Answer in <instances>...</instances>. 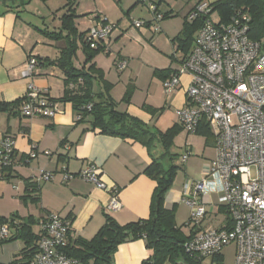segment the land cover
<instances>
[{
    "label": "crops",
    "instance_id": "crops-1",
    "mask_svg": "<svg viewBox=\"0 0 264 264\" xmlns=\"http://www.w3.org/2000/svg\"><path fill=\"white\" fill-rule=\"evenodd\" d=\"M92 1L93 4L87 5L81 1L77 5L75 2L76 10L70 4L64 12L75 14L74 23L78 33L86 34L100 19L116 23V29L109 39L110 54L99 53L91 64L102 72L104 81L111 85L109 96L117 103V110L146 125L154 118L155 121L162 119L166 129L179 125L176 112L185 106L190 78L181 76L179 87L168 95L163 90L164 75H157V72L173 73L180 68L184 56L175 38L193 6L200 1L212 4L218 0H146L145 4L140 5L136 0H108V5H103L101 0ZM38 2H0V103L11 104L21 99L30 84L52 99L63 97L64 75L43 61L57 59L65 43L50 41L48 46L52 54L40 55L45 38L39 31L49 30L41 28L39 20L44 12ZM147 4H154L157 12L164 16L158 24V32L153 30L152 13ZM85 15L90 16L86 18L87 27L81 30L79 16ZM133 21L145 25L134 29L131 27ZM79 51L73 65L76 69L87 68L90 64H84L82 51L83 59L78 58ZM30 56L36 59L37 65L32 77L25 79L21 73ZM121 59L127 60V67L123 71L115 66ZM81 84H73L74 91L78 92V85ZM129 88H132V95L129 103L125 104L122 101ZM100 89V85L94 82L93 94H98ZM61 110L51 119L23 118L13 107L0 111V137L10 136L15 141L12 167L0 179V219L17 221L20 225L30 222L32 233L39 237L42 221L52 213L71 223L73 239L87 240L93 238L104 225L106 216L121 226L148 219L155 182L143 174L151 163L147 150L131 140L92 130L91 117L77 122L76 112L70 103H63ZM33 145L37 156L31 159L29 152ZM212 150V155L205 154V151L202 155L200 181L215 157L214 146ZM46 152L49 154L46 155ZM88 163L99 168L106 190H98L78 177L63 182L64 169L66 173L76 175ZM43 172H52L53 179L46 183L33 182ZM187 179L182 187L177 186L174 180L165 199V209L171 210L180 205L173 201L181 193ZM28 182L31 186L27 185ZM33 184L37 187H33ZM111 188L118 190L121 209L117 212L105 210L111 199ZM218 197V194L208 193L202 198L206 209L201 224L203 230L220 228L225 222ZM19 227L11 226L9 240L0 243V264L29 262L30 250L37 243L28 247L18 236ZM183 232L190 234L187 229H183ZM151 255L143 240H130L118 247L112 263L142 264Z\"/></svg>",
    "mask_w": 264,
    "mask_h": 264
},
{
    "label": "built area",
    "instance_id": "built-area-1",
    "mask_svg": "<svg viewBox=\"0 0 264 264\" xmlns=\"http://www.w3.org/2000/svg\"><path fill=\"white\" fill-rule=\"evenodd\" d=\"M145 4L146 0H136ZM152 13L155 32L164 16L154 4L148 5ZM210 4L196 3L189 12V22L202 17L203 25L197 31L193 47L180 68L163 80L165 94L173 93L180 85V77L190 80L186 89L185 106L176 112L178 124L188 135H194L204 122L214 138L215 157L201 181H186L174 204L184 203L189 209L186 227L193 235L183 244L184 251L200 264H218L221 250L235 244L234 264H264V44L250 40L246 15H238L230 23L213 22ZM135 28L145 25L134 22ZM116 26L100 19L85 34L91 50L109 55V39ZM36 60L29 57L21 73L22 78L34 74ZM123 71L127 60L116 63ZM81 82V80H79ZM61 103L45 92L29 85L21 98L18 111L23 118L51 119L61 113ZM84 109L91 110V105ZM80 116L76 117V121ZM15 141L10 136L0 137V179L3 171L13 164ZM184 164L190 151H186ZM48 155L49 153H45ZM37 156L36 147L30 148L29 157ZM74 177L92 184L98 190H106L101 171L88 163L78 174L63 170V182ZM52 172L40 173L36 184L50 182ZM218 194V203L229 217L217 229H201L206 215L202 198ZM111 199L105 206L108 212L121 209L118 190L109 189ZM19 227L17 221L0 225V243L10 238L9 228ZM71 224L56 214L49 213L41 224V233L28 264H80L66 255L68 232Z\"/></svg>",
    "mask_w": 264,
    "mask_h": 264
},
{
    "label": "trees",
    "instance_id": "trees-1",
    "mask_svg": "<svg viewBox=\"0 0 264 264\" xmlns=\"http://www.w3.org/2000/svg\"><path fill=\"white\" fill-rule=\"evenodd\" d=\"M40 1L46 2L48 0ZM69 5L70 3H67L65 7L67 8ZM210 7L211 12L208 17L211 18V14L216 13L218 23H230L238 15H246L249 39L260 42L264 38V0H218L210 4ZM75 18L76 16L72 12L64 13L60 18V28L57 32L39 31L42 36L49 40L65 43V47L57 59L52 61L44 59L43 61L47 66L56 67L65 77L63 97L56 101L61 104L70 103L76 115L80 116V120L77 122H81L86 117H91L92 130L122 140H131L143 146L151 160L143 174L155 182V188L151 197L148 219L121 226L113 218L106 216L104 225L89 240L73 239L69 231L68 246L64 252L68 257L78 260L80 264H113V255L120 245L130 240H143L146 249L150 250L152 255L142 264H200L199 261L187 255L183 248V244L193 235V231L188 229L190 234H185L183 229L186 225L177 226L176 224L175 208L167 210L164 207L166 196L173 187L178 167L171 164L165 168L162 161L168 159L171 163L173 160L172 156L167 157L168 149L172 139L181 132L182 127L174 125L165 131L155 130L137 118L117 110V103L109 96L111 85L104 81L102 72L96 69L94 64H91L93 58L102 52L89 48L85 41V34L78 33L76 30ZM186 20L181 32L175 38L184 59L193 47L194 35L203 25L202 17L192 22ZM78 50L83 52L84 64H90L87 68L83 66L81 69H76L74 67L73 60L76 58ZM170 73V71L162 73L159 71L157 75L163 74V79H165ZM78 82L82 83V86L78 85L77 92L74 91L73 84ZM94 82H97L101 88L96 95L93 94ZM131 95L132 88H129L122 102L128 104ZM20 101L21 99L11 104L0 103V111H7L11 107L18 109ZM88 105H91L90 111L84 109ZM195 135L204 138L206 147L214 146L212 133L204 122L199 125ZM7 170L9 169L4 170L3 173ZM27 185L31 186L29 182ZM35 186L33 184V187ZM221 212L225 214L223 208H221ZM7 222L5 219H0V225ZM225 222L226 228H229V217L226 214ZM30 227V222L20 225L18 234L28 247L36 245L39 239L32 233ZM35 250L36 246L30 250V259Z\"/></svg>",
    "mask_w": 264,
    "mask_h": 264
},
{
    "label": "rangeland",
    "instance_id": "rangeland-1",
    "mask_svg": "<svg viewBox=\"0 0 264 264\" xmlns=\"http://www.w3.org/2000/svg\"><path fill=\"white\" fill-rule=\"evenodd\" d=\"M79 1L84 3V5L92 3V0H48L46 2H41L39 0L38 4L42 7V10L44 12V15H42V19L39 20V22L42 23V29H48L49 31H55L57 32L60 28V18L66 11V4L70 3L73 4L74 9H77V5L79 4ZM103 5H108V0H101ZM140 5V3H139ZM148 5V4H147ZM157 8V7H156ZM90 15L85 16H79L81 19V30L85 29L87 27V20L86 18ZM85 19V20H83ZM211 20L213 22L218 21V16L216 13L211 14ZM136 21H133V23ZM110 24H113L116 26V23L109 22ZM132 23V24H133ZM132 28L135 29L134 25ZM42 36V35H41ZM45 38L44 45L42 46V53L41 56H44L45 54H52V49L48 46L50 44V41L48 38L42 36ZM262 43L264 44V38L261 39ZM54 43V42H53ZM81 51L78 52V58L80 60L83 59ZM157 124V125H156ZM149 128L152 129H158V130H167L166 126L163 124L162 119H159V121H155V118L152 120V122L148 123L147 125ZM155 126V127H154ZM192 151L190 158L187 160L186 163H181L182 156L187 153L186 151ZM211 154L212 155V147L205 146V140L202 136H195V135H188L184 130H181V132L176 135L172 139V143L168 149L167 157L172 156L173 160L170 161L168 159L163 160V166L167 168L169 165L173 164L178 167L177 175L175 178V184L179 187H182V184L186 178L188 181H200L201 177V163L203 162L202 155L204 154ZM205 156V155H204ZM206 161V160H204ZM185 184V183H184ZM189 219V210L188 207L181 203L178 207H175V220L176 224L178 226L187 225ZM184 229L188 228L185 226ZM235 244L231 243L224 247L221 250V257L218 260V264H234L235 260Z\"/></svg>",
    "mask_w": 264,
    "mask_h": 264
},
{
    "label": "water",
    "instance_id": "water-1",
    "mask_svg": "<svg viewBox=\"0 0 264 264\" xmlns=\"http://www.w3.org/2000/svg\"><path fill=\"white\" fill-rule=\"evenodd\" d=\"M179 264H183V263H179Z\"/></svg>",
    "mask_w": 264,
    "mask_h": 264
}]
</instances>
